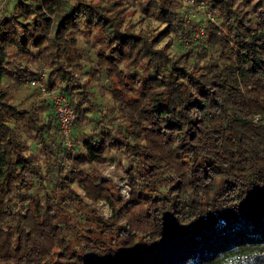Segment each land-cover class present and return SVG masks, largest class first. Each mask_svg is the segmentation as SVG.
Here are the masks:
<instances>
[{
  "label": "trees",
  "instance_id": "trees-1",
  "mask_svg": "<svg viewBox=\"0 0 264 264\" xmlns=\"http://www.w3.org/2000/svg\"><path fill=\"white\" fill-rule=\"evenodd\" d=\"M189 1L0 0V264H264V0Z\"/></svg>",
  "mask_w": 264,
  "mask_h": 264
},
{
  "label": "rangeland",
  "instance_id": "rangeland-1",
  "mask_svg": "<svg viewBox=\"0 0 264 264\" xmlns=\"http://www.w3.org/2000/svg\"><path fill=\"white\" fill-rule=\"evenodd\" d=\"M1 7L2 5H0V13H1ZM193 9L192 8H187V11L191 12ZM186 14L185 16V20H184V37L187 40L186 44H182V43H178L180 44V48H184V49H189L191 47H193V44H195L197 41H200V33L198 32V28H195V25L199 23V19L202 18L204 16L203 11L200 13H196L194 15H191V17L189 18V15ZM132 20L134 22H136L137 25H140L142 27L145 26H149L152 27L154 29L157 30H161L163 28V26H160L159 23L151 20V19H146V18H141L139 15H135L132 17ZM182 37V39L184 38ZM178 47H173L171 48V52L174 53L176 51H178ZM46 74V72H45ZM99 78V81H94V87H95V91L99 96V99L101 100V103H103L104 106H107V98L104 94V92L101 90L102 85H106L107 82L102 78V77H96ZM99 83V85H98ZM22 89L19 90L16 95L19 97L22 96H26L27 94L31 93V89L28 88V86L24 85L21 87ZM29 92V93H28ZM41 98H44V96H41ZM111 157H115V162H111V161H107L105 162L104 165H100V166H94V173L96 175L97 179H109L111 180V182L113 183V185H115L117 187V189L120 191V195L124 194V183L122 181V177H123V172L121 170V167H123L125 165V162L123 160L122 157L117 156L114 153L110 154ZM75 186V185H74ZM78 193H80V191H78ZM85 201V200H84ZM97 212H99L101 215H103V217H107L109 216L110 212L109 209L107 208V206L105 205H98L96 207Z\"/></svg>",
  "mask_w": 264,
  "mask_h": 264
},
{
  "label": "built area",
  "instance_id": "built-area-1",
  "mask_svg": "<svg viewBox=\"0 0 264 264\" xmlns=\"http://www.w3.org/2000/svg\"><path fill=\"white\" fill-rule=\"evenodd\" d=\"M193 1H189V4L192 5ZM203 11V8L201 6L195 8L191 12L189 11L187 14L189 15V18L191 15H194L196 12ZM187 15V16H188ZM183 35H179L177 42L186 44L187 40ZM44 78H45V71H39L38 74L27 80L24 85L29 87H34L38 90V92L46 97L53 108V111L55 113L56 119L59 123L60 132L63 135L65 141L64 145L66 147H69L71 145V136L72 132L74 130V120H75V113L69 106L68 100L65 96H63L60 93H57L55 91H48L46 86L44 85ZM123 185H124V191L125 193L122 194L123 196L127 195V187H126V181L122 179Z\"/></svg>",
  "mask_w": 264,
  "mask_h": 264
},
{
  "label": "clouds",
  "instance_id": "clouds-1",
  "mask_svg": "<svg viewBox=\"0 0 264 264\" xmlns=\"http://www.w3.org/2000/svg\"><path fill=\"white\" fill-rule=\"evenodd\" d=\"M237 259H240V260H247L248 259V257H239V258H237V257H232V258H230V259H228L227 261H226V264H235V261L237 260Z\"/></svg>",
  "mask_w": 264,
  "mask_h": 264
}]
</instances>
